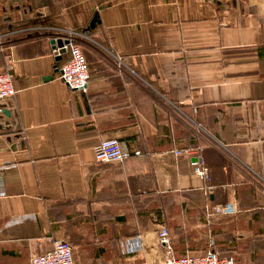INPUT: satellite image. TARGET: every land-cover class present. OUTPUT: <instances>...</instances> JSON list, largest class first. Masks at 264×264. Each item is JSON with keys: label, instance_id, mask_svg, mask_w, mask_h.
I'll use <instances>...</instances> for the list:
<instances>
[{"label": "crops", "instance_id": "crops-1", "mask_svg": "<svg viewBox=\"0 0 264 264\" xmlns=\"http://www.w3.org/2000/svg\"><path fill=\"white\" fill-rule=\"evenodd\" d=\"M0 3V72L15 87L0 114V264L55 240L74 264H164L160 225L174 257L213 247L263 264L264 0ZM64 29L84 36L86 93L54 66ZM108 138L142 155L98 163ZM135 236L142 250L123 255Z\"/></svg>", "mask_w": 264, "mask_h": 264}, {"label": "built area", "instance_id": "built-area-1", "mask_svg": "<svg viewBox=\"0 0 264 264\" xmlns=\"http://www.w3.org/2000/svg\"><path fill=\"white\" fill-rule=\"evenodd\" d=\"M55 34H63L65 36L62 50L55 49L53 53L61 59L66 53L67 60L56 69L59 72L60 81L70 90L81 93H86L90 81V71L85 60L82 48L79 44L83 34L71 29H64L56 31ZM6 33H0V50L6 44ZM55 38V37H54ZM54 41V40H53ZM118 61V58H115ZM120 64V61L117 62ZM15 95V87L13 83V76L10 72V65H6V69L0 72V114L2 113V103ZM193 150H185V152H192ZM176 151V154H180ZM139 150H130L116 138H108L101 140L94 148V160L98 163H119L131 156H141ZM197 168L196 173L203 179L208 178L207 169L199 164V159L192 162ZM211 214L215 215H232L234 208L232 206H216ZM159 244L164 247L170 257L164 264H237L230 257H222L213 247L207 252L198 255H184L181 257H174L171 255L170 235L168 229L164 225H160L157 231ZM120 251L123 255L136 254L142 250V243L140 236L125 239L119 243ZM29 264H74L72 248L70 244L63 240H55L52 243L50 251L31 256ZM264 264V255H263Z\"/></svg>", "mask_w": 264, "mask_h": 264}, {"label": "trees", "instance_id": "trees-1", "mask_svg": "<svg viewBox=\"0 0 264 264\" xmlns=\"http://www.w3.org/2000/svg\"><path fill=\"white\" fill-rule=\"evenodd\" d=\"M67 60V58L66 59H63V57L61 58V59H59V60H56L55 61V64H54V66H55V68L56 69H59L60 68V66L65 62ZM166 227V226H165ZM167 228V227H166ZM168 229V228H167ZM210 248H208L205 252H207L208 250H209ZM205 252H203V253H205ZM202 254V253H201ZM184 255H186V254H184ZM184 255H181V256H184ZM194 255H197V254H194ZM181 256H178V257H181Z\"/></svg>", "mask_w": 264, "mask_h": 264}, {"label": "rangeland", "instance_id": "rangeland-1", "mask_svg": "<svg viewBox=\"0 0 264 264\" xmlns=\"http://www.w3.org/2000/svg\"><path fill=\"white\" fill-rule=\"evenodd\" d=\"M3 7H4L3 3H0V13L2 12ZM39 23H43V22L40 21Z\"/></svg>", "mask_w": 264, "mask_h": 264}, {"label": "water", "instance_id": "water-1", "mask_svg": "<svg viewBox=\"0 0 264 264\" xmlns=\"http://www.w3.org/2000/svg\"><path fill=\"white\" fill-rule=\"evenodd\" d=\"M55 41H51V45H54ZM64 44H67L66 42ZM57 71V70H56ZM50 78V77H49Z\"/></svg>", "mask_w": 264, "mask_h": 264}]
</instances>
